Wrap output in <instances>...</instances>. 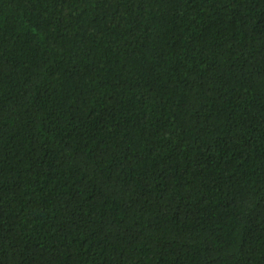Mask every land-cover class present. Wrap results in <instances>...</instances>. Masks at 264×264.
Returning <instances> with one entry per match:
<instances>
[{
	"label": "trees",
	"instance_id": "16d2710c",
	"mask_svg": "<svg viewBox=\"0 0 264 264\" xmlns=\"http://www.w3.org/2000/svg\"><path fill=\"white\" fill-rule=\"evenodd\" d=\"M0 264H264V0H0Z\"/></svg>",
	"mask_w": 264,
	"mask_h": 264
}]
</instances>
